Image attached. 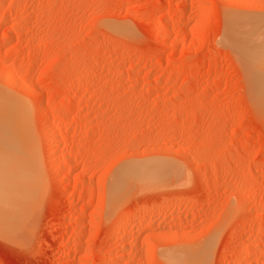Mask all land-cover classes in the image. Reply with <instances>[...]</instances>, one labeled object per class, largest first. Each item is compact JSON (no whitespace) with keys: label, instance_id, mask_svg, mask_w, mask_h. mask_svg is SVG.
Wrapping results in <instances>:
<instances>
[{"label":"rangeland","instance_id":"1","mask_svg":"<svg viewBox=\"0 0 264 264\" xmlns=\"http://www.w3.org/2000/svg\"><path fill=\"white\" fill-rule=\"evenodd\" d=\"M231 16L264 0H0V97L39 167L0 264H192L172 255L201 245L206 264H264V113ZM150 160L159 181L111 194Z\"/></svg>","mask_w":264,"mask_h":264},{"label":"bare ground","instance_id":"2","mask_svg":"<svg viewBox=\"0 0 264 264\" xmlns=\"http://www.w3.org/2000/svg\"><path fill=\"white\" fill-rule=\"evenodd\" d=\"M243 18H238L237 16H231L228 18L229 25L224 37L231 45H233V47H236L235 49L240 53L242 59H244L246 67L251 74L250 77L253 79V83L251 84L253 86L252 91L254 90L255 93L254 98L256 105L263 114L264 18L254 17L251 19L248 17L249 20ZM8 76L6 78L9 81H13L14 77H10V74ZM3 96L0 97V223L2 222V219L3 223L7 222L8 225L11 223L9 227L4 224V227L2 226V229L4 228L1 230L2 232H4L7 227L4 232L6 234L13 230L11 228L13 225H15L13 226L14 228L19 225V222L17 221L18 219L15 218L16 216L14 214L17 213L16 211L21 203L30 196L28 194L34 192L35 189H33V185H36V181L39 178L37 169L39 167L31 138L30 125L24 111L25 108L23 109L21 104L19 105L16 101L14 102V100ZM51 128L52 127L47 126L46 131H51ZM54 137V141L58 142L60 140V135L56 134ZM167 163L165 161L150 160L122 165L119 169L120 172L118 173V170L116 173L118 176L115 175L117 177H115L113 181L111 180L113 184V186H111L112 189H110L111 194L125 195L126 192L131 189L129 187V183L131 182L151 184L159 181V179L164 176L163 174L165 173L164 171L166 170ZM12 218L16 220L14 224L10 220ZM20 226L21 223L19 227L15 228L16 231L13 230L12 233L17 232ZM9 228L11 229L9 230ZM10 232L9 234L11 235L12 233ZM202 247L205 246L201 245L200 249L197 247L195 249H190V252L189 250H186L184 252L174 253L172 259H175L180 263L192 261V264H198L200 261L199 264H204V261H206L207 258V256L204 257V255L208 251V246L205 248ZM191 250L198 251L192 252ZM200 257L203 259L200 260Z\"/></svg>","mask_w":264,"mask_h":264}]
</instances>
